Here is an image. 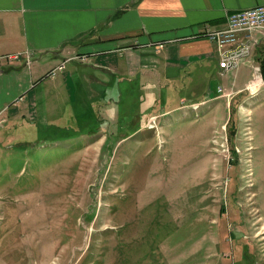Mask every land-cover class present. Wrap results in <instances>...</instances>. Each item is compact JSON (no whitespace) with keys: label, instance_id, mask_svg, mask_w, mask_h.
Returning <instances> with one entry per match:
<instances>
[{"label":"rangeland","instance_id":"1","mask_svg":"<svg viewBox=\"0 0 264 264\" xmlns=\"http://www.w3.org/2000/svg\"><path fill=\"white\" fill-rule=\"evenodd\" d=\"M136 83L2 131L0 264H264V83L200 105Z\"/></svg>","mask_w":264,"mask_h":264},{"label":"crops","instance_id":"2","mask_svg":"<svg viewBox=\"0 0 264 264\" xmlns=\"http://www.w3.org/2000/svg\"><path fill=\"white\" fill-rule=\"evenodd\" d=\"M263 4L264 0H0V135L9 126L45 130L61 104L97 105L125 81L136 80L139 89L157 87L162 99L169 95L167 89L182 93L201 86L197 97L202 99L192 105L238 97L251 78L236 90L220 85L212 90L211 74L228 71L220 68L217 43L206 33L226 28L231 13ZM263 59L264 40L245 61L261 65ZM63 62L65 67L52 74ZM153 116L157 114L148 122Z\"/></svg>","mask_w":264,"mask_h":264},{"label":"built area","instance_id":"3","mask_svg":"<svg viewBox=\"0 0 264 264\" xmlns=\"http://www.w3.org/2000/svg\"><path fill=\"white\" fill-rule=\"evenodd\" d=\"M206 34L217 43L220 52L219 66L222 71L225 72L238 67L240 63L249 58L253 49L264 40V4L231 13L226 28L209 30ZM252 65L260 76L249 81L248 90L254 89L256 84L264 83L261 65H255L254 61ZM64 67L65 62L53 69L51 73L55 74L58 69ZM155 117H151V121H149L151 126Z\"/></svg>","mask_w":264,"mask_h":264},{"label":"trees","instance_id":"4","mask_svg":"<svg viewBox=\"0 0 264 264\" xmlns=\"http://www.w3.org/2000/svg\"><path fill=\"white\" fill-rule=\"evenodd\" d=\"M262 66V73H263V77H264V59L262 60V64H261Z\"/></svg>","mask_w":264,"mask_h":264}]
</instances>
